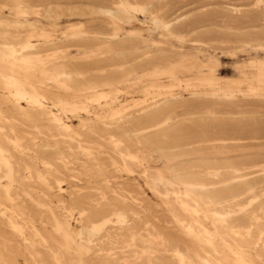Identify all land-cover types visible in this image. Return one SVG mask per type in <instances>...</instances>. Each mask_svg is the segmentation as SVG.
Segmentation results:
<instances>
[{
  "label": "rangeland",
  "instance_id": "1",
  "mask_svg": "<svg viewBox=\"0 0 264 264\" xmlns=\"http://www.w3.org/2000/svg\"><path fill=\"white\" fill-rule=\"evenodd\" d=\"M262 32L260 0H0V264H264Z\"/></svg>",
  "mask_w": 264,
  "mask_h": 264
},
{
  "label": "bare ground",
  "instance_id": "2",
  "mask_svg": "<svg viewBox=\"0 0 264 264\" xmlns=\"http://www.w3.org/2000/svg\"><path fill=\"white\" fill-rule=\"evenodd\" d=\"M261 2H263L264 0H260ZM16 2V1H15ZM14 2V3H15ZM19 2V1H18ZM20 3V2H19ZM18 3V4H19ZM259 6V5H258ZM263 6V5H262ZM151 10V9H150ZM230 10V9H229ZM233 10V9H232ZM235 11H236V9H235ZM203 12V11H202ZM237 12V11H236ZM112 15V14H111ZM172 23V22H171ZM166 27V26H165ZM167 27H169L168 25H167ZM169 29V28H168ZM168 31V30H167ZM264 32H262V34H263ZM262 34H260V35H258L257 34V36H261ZM253 35H256V34H253ZM252 36V35H251ZM250 36V37H251ZM253 39H254V37H253ZM258 40V39H257ZM253 43H255V42H253ZM257 46V45H256ZM172 54V53H171ZM264 65V64H263ZM257 66V65H256ZM103 72V71H102ZM260 72V71H259ZM4 79V78H3ZM10 79V78H9ZM15 79V78H14ZM18 81V80H17ZM16 81V82H17ZM116 81V80H115ZM11 85H13L12 83H11ZM10 85V86H11ZM15 85V84H14ZM260 85V84H259ZM264 85V84H263ZM18 87V86H17ZM11 88V87H10ZM263 88V87H262ZM19 89V88H18ZM24 90V89H23ZM192 91H194V90H192ZM205 91V90H204ZM211 91H213V90H211ZM214 92V91H213ZM19 93H21V92H19ZM18 93V94H19ZM211 93V92H210ZM116 94V93H115ZM16 96H17V93L15 94ZM22 95V94H21ZM19 96V95H18ZM26 96V95H25ZM33 96V95H32ZM98 96V95H97ZM173 96V95H172ZM207 96V95H206ZM250 96V95H249ZM171 97V96H170ZM213 97V96H212ZM98 98H101V97H98ZM102 98H104L103 96H102ZM166 98V97H165ZM212 99V98H211ZM101 100V99H100ZM168 100V99H167ZM170 100V99H169ZM199 100V99H198ZM219 100V99H218ZM152 101V100H151ZM156 101H158V100H156ZM200 101V100H199ZM208 101V100H207ZM220 101V100H219ZM97 102V101H96ZM99 102V101H98ZM202 102V101H201ZM205 102V101H204ZM209 102V101H208ZM222 102V101H221ZM33 103H34V101H33ZM177 103V102H176ZM211 103V102H210ZM34 104H36V103H34ZM168 104V106H170L169 105V103H167ZM167 104H165V105H167ZM173 104V103H172ZM178 104V103H177ZM205 104H206V102H205ZM204 104V105H205ZM209 104V103H208ZM223 104V103H222ZM39 105V104H38ZM148 105V104H147ZM176 105V104H175ZM175 105L173 106V110H175L174 109V107H175ZM213 105V104H212ZM42 106V105H41ZM45 106V105H44ZM164 106V105H163ZM83 107V106H82ZM145 107V106H144ZM168 108V107H167ZM171 108V107H170ZM169 108V109H170ZM206 108V107H205ZM208 108V107H207ZM214 108V107H213ZM161 109V108H160ZM163 109V108H162ZM42 110V109H41ZM46 110V109H45ZM45 110H43V111H45ZM136 110V109H135ZM155 110V109H154ZM202 110V109H201ZM48 111H49V109H48ZM121 111V110H120ZM163 111V110H162ZM164 111H166V109L164 110ZM155 112H157L156 110H155ZM201 112V111H200ZM153 113V112H152ZM191 113V112H190ZM228 113V112H227ZM50 114V113H49ZM119 114V113H118ZM147 114V113H146ZM154 114V113H153ZM48 115V114H47ZM117 115V114H116ZM115 115V116H116ZM150 115V114H149ZM165 115H167V114H165ZM172 115V114H171ZM152 116V115H151ZM202 116V115H201ZM205 116V115H204ZM206 116H208V115H206ZM211 116V115H210ZM96 117V116H95ZM147 117H149V116H147ZM53 118H55V117H53ZM110 119V118H109ZM103 120V119H102ZM104 121H106V120H104ZM134 121V120H133ZM212 121V120H211ZM240 121V120H239ZM55 122V121H54ZM102 122V121H101ZM237 122V121H236ZM52 123V122H51ZM56 123H58L57 121H56ZM96 123V122H95ZM133 123H135V122H133ZM196 123V122H195ZM206 123V122H205ZM208 123H210V122H208ZM217 123H219L218 121H217ZM242 123V122H241ZM60 124V123H59ZM127 124V123H126ZM125 124V125H126ZM168 124V119H166V118H163V117H161V118H157V119H153V120H149V121H146L145 123H143L142 125H143V130H142V132H152V131H157V130H160V129H162V128H164L166 125ZM180 124H182V123H180ZM199 124H201V123H199ZM198 124V125H199ZM240 124V123H239ZM104 125V124H103ZM129 125H131V124H129ZM184 125H185V123H184ZM184 125H181L182 127L184 126ZM196 125V124H195ZM213 125V124H212ZM216 124L214 123V126H215ZM221 125V124H220ZM224 125H226V124H224ZM229 125H231V123L229 124ZM241 125V124H240ZM244 125H246V124H244ZM99 126V125H98ZM107 126V125H106ZM112 126V125H111ZM122 126V125H121ZM133 126H137V125H133ZM197 126V125H196ZM196 126H194V124H193V127H196ZM209 126H211V125H209ZM222 126H223V124H222ZM232 126V125H231ZM235 126V128H236V126H238V125H234ZM84 127V126H83ZM89 127V126H88ZM113 127V126H112ZM119 127V126H118ZM117 127V128H118ZM124 127V126H123ZM186 127V126H185ZM192 127V126H191ZM200 127V126H199ZM208 127V126H207ZM242 128L244 127V126H241ZM253 127H255V126H253ZM67 128V127H66ZM69 128V127H68ZM85 128H86V126H85ZM109 128V127H108ZM120 128H122V127H120ZM171 128V127H170ZM179 128H180V126H179ZM190 127H188V129H189ZM197 128V127H196ZM217 128H219V126H217ZM217 128H215V129H217ZM223 128V127H222ZM239 128V127H238ZM238 128H236V129H238ZM245 128V127H244ZM257 128V127H256ZM63 129V128H62ZM65 129V128H64ZM71 129V128H70ZM73 129V128H72ZM89 129H90V127H89ZM110 129V128H109ZM119 129V128H118ZM172 129V128H171ZM182 129V128H181ZM187 129V128H186ZM208 129V128H207ZM230 129V128H229ZM228 129V130H229ZM241 129V128H240ZM246 129H247V126H246ZM263 129V128H262ZM66 130V129H65ZM69 130V129H68ZM68 130H66V131H68ZM86 129H84L83 131H85ZM93 130H95V129H93ZM112 130V129H111ZM114 130V129H113ZM166 130V129H165ZM165 130H164V133H165ZM174 130V129H173ZM177 130H179V129H177ZM199 130H200V128H199ZM231 130H232V128H231ZM250 130V129H249ZM88 131V130H87ZM170 131H172V130H170ZM191 131V130H190ZM240 131V130H239ZM253 131H255V129L253 130ZM257 131H258V129H257ZM62 132H63V130H62ZM65 132V131H64ZM69 132V131H68ZM100 132H102V131H100ZM160 132H163V131H160ZM173 132H175V131H173ZM181 132V131H180ZM221 132V131H220ZM225 132V131H224ZM233 132H235V131H233ZM260 132V131H259ZM81 133V132H80ZM84 133V132H83ZM82 133V134H83ZM103 133H104V131H103ZM166 133H168V132H166ZM177 133V132H176ZM175 133V134H176ZM196 133V132H195ZM229 133V132H228ZM239 133V132H238ZM237 133V134H238ZM246 133H250V132H248V131H246ZM256 132H254V134H255ZM261 133V132H260ZM260 133H257V134H260ZM263 133H264V131H263ZM78 134V133H77ZM85 134H86V132H85ZM85 134H83V135H85ZM89 134H90V132H89ZM135 134H137V133H135ZM161 134V133H160ZM171 134V133H170ZM175 134H172V135H175ZM191 134H193V133H191ZM237 134L235 135V136H237ZM243 134H244V132H243ZM251 134V133H250ZM252 134H253V132H252ZM93 135V134H92ZM132 135V134H131ZM152 135H155V133L154 134H152ZM159 135V133L157 134V136ZM162 135V134H161ZM165 135V134H164ZM210 135V134H209ZM212 135H214V134H212ZM211 135V136H212ZM229 135V134H228ZM232 135V134H231ZM77 136V135H76ZM80 136V135H79ZM88 136H91V134L90 135H88ZM95 136V135H94ZM151 136V135H150ZM163 136V135H162ZM198 136V135H197ZM200 136V135H199ZM203 136V135H202ZM219 136H221V133H220V135ZM240 136H242V135H240ZM239 136V137H240ZM248 136V135H247ZM246 136V137H247ZM109 137H112L113 138V136H109ZM124 137V136H123ZM155 137V136H154ZM158 137H160V136H158ZM194 137V136H193ZM233 137H234V134H233ZM251 137V136H250ZM259 137V136H258ZM69 138V137H68ZM78 138V137H77ZM156 138V137H155ZM154 138V139H155ZM179 138H181V137H179ZM217 138V137H216ZM218 138H220V137H218ZM222 138H225V136L224 137H222ZM228 138H231V137H228ZM227 138V139H228ZM237 138H238V136H237ZM245 138V137H244ZM243 138V139H244ZM254 138V137H253ZM256 138V137H255ZM7 139V138H6ZM73 139V138H72ZM75 139V138H74ZM80 139H82V137L80 138ZM89 139V138H88ZM111 139V138H110ZM114 139V138H113ZM121 139V138H120ZM141 139V138H140ZM148 139V138H147ZM152 139V138H151ZM169 139H171V138H169ZM203 139H205V138H203ZM211 139V138H210ZM241 139H242V137H241ZM249 139V138H248ZM78 140V139H77ZM85 140V139H84ZM139 140V139H138ZM145 140V139H144ZM144 140H142V141H144ZM150 140V139H149ZM85 141H87V140H85ZM128 141V140H127ZM147 141V140H146ZM172 140H170L169 142H171ZM186 141V140H185ZM196 141V140H195ZM13 142V141H12ZM78 142V141H77ZM109 142V141H108ZM134 142V141H133ZM137 142V141H136ZM141 142V141H140ZM193 142V141H192ZM191 142V143H192ZM240 142V141H239ZM242 142V141H241ZM120 143V142H119ZM126 143V142H125ZM124 143V144H125ZM129 143V142H128ZM173 143V142H172ZM190 143V142H189ZM215 143V142H214ZM221 143V142H220ZM247 143V142H246ZM252 143V142H251ZM16 144V143H15ZM13 145V146H16V145ZM121 144V143H120ZM186 144H188V143H186ZM237 144V143H236ZM239 144H241V143H238V146H239ZM114 145H115V143H114ZM135 145H136V143H135ZM138 145V144H137ZM175 145V144H174ZM205 145V144H204ZM213 145V144H212ZM218 145V144H217ZM225 145H227V144H225ZM119 146V145H118ZM164 146V145H163ZM170 147H171V145H169ZM198 146V145H197ZM209 146V145H208ZM224 146V145H223ZM222 146V147H223ZM229 146H230V144H229ZM253 146V145H252ZM18 147V146H17ZM122 147V146H121ZM138 147V146H137ZM141 147V146H140ZM167 147H168V145H167ZM196 147V146H195ZM228 147V146H227ZM226 147V148H227ZM117 148V147H116ZM131 148V147H130ZM16 149V148H15ZM119 149H120V147H119ZM219 149V148H218ZM7 150V149H6ZM118 150V149H117ZM176 150V149H175ZM115 151V150H114ZM119 151V150H118ZM120 151H122V150H120ZM172 151V150H171ZM174 151V150H173ZM128 152H129V150H128ZM136 152V151H135ZM141 152V151H140ZM147 153V152H146ZM90 155V154H89ZM121 155H123V154H121ZM133 156H134V154H133ZM148 156H149V154H148ZM5 157V156H4ZM10 157V156H9ZM121 157V156H120ZM124 157V156H123ZM126 157H129V156H127L126 155ZM140 157V156H139ZM143 157V156H142ZM261 157V156H260ZM125 158V157H124ZM137 158V157H136ZM257 158V157H256ZM128 159H132V158H128ZM146 160H147V158H145ZM145 159H144V161H145ZM262 159V158H261ZM133 160V159H132ZM134 160H135V158H134ZM141 160V159H140ZM152 160V159H151ZM241 160H243V159H241ZM241 160H239L240 162H241ZM248 160V159H247ZM256 160V159H255ZM56 161V160H55ZM123 161V160H122ZM137 161H138V159H137ZM136 161V162H137ZM246 161V160H245ZM253 161V160H252ZM124 162V161H123ZM135 162V161H134ZM149 162V161H148ZM147 162V163H148ZM206 162V161H205ZM223 162V161H222ZM154 163V162H153ZM187 163V162H186ZM231 163V162H230ZM257 163V162H256ZM116 164V163H115ZM156 164V163H155ZM241 164H243V163H241ZM240 164V165H241ZM8 165V164H7ZM126 165V164H125ZM224 165V164H223ZM236 165V164H235ZM262 165V164H261ZM45 166V165H44ZM47 166V165H46ZM181 166V165H180ZM212 167V166H211ZM142 168V167H141ZM229 168H231V167H229ZM234 168H238V167H234ZM123 169H125L124 167H123ZM146 169H147V167H146ZM256 169V168H255ZM228 170V169H227ZM256 170H259L258 168L256 169ZM3 171H5V170H3ZM128 171V170H127ZM148 171V170H147ZM198 171H200V170H198ZM224 171V170H223ZM253 171V170H252ZM145 172H146V170H145ZM152 172V171H151ZM158 172H159V170H158ZM209 172V171H208ZM251 172V171H250ZM204 173V172H203ZM144 174V173H143ZM147 174V173H146ZM145 174V175H146ZM152 174V173H151ZM156 174H157V172H156ZM190 174V173H189ZM215 174V173H214ZM216 174L218 175V172H216ZM236 174H238V173H236ZM240 174H242V173H240ZM261 174H263V173H261ZM2 175H4V174H2ZM153 175V174H152ZM209 175V174H208ZM208 175H206V176H208ZM242 175H244V174H242ZM257 175H259V174H257ZM148 176H149V174H148ZM159 176V175H158ZM161 176V175H160ZM165 176V175H164ZM253 176V175H252ZM142 177V176H141ZM152 177V176H151ZM157 177V176H156ZM156 177H154V178H156ZM176 177V176H175ZM210 176H208V178H209ZM218 177V176H217ZM249 177V176H248ZM254 177V176H253ZM7 178V177H6ZM43 178H45L44 176H43ZM144 178V177H143ZM180 178H182V177H180ZM22 179V178H21ZM150 179V178H149ZM192 179H194V178H192ZM235 179H237V177H233L232 178V180H235ZM247 179V178H246ZM264 179V178H263ZM164 180V179H163ZM216 180V179H215ZM226 180H227V178H226ZM262 180V179H261ZM153 181V180H152ZM180 181V180H179ZM207 181V180H206ZM209 181V180H208ZM21 182V181H20ZM186 182V181H185ZM190 182V181H189ZM197 182V181H196ZM204 182V181H203ZM203 182H201V183H203ZM220 182V181H219ZM199 183V182H198ZM206 183H209V182H206ZM205 183V184H206ZM211 183V182H210ZM212 183H214L213 181H212ZM217 183V182H216ZM260 183H262V182H260ZM161 185H163V186H167V187H173V183L171 182V181H169V180H164V181H162L161 182ZM248 185V184H247ZM122 186V185H121ZM147 186V185H146ZM149 186H151V185H149ZM154 186V185H153ZM258 186V185H257ZM115 187V186H114ZM148 187V186H147ZM154 187H156V186H154ZM160 187V186H159ZM177 187V186H176ZM218 187V186H217ZM252 187H254V186H252ZM256 187V186H255ZM149 188V187H148ZM151 188V187H150ZM190 188H191V186H190ZM189 188V189H190ZM199 188V187H198ZM205 188H208V187H204V188H202L203 190L205 189ZM264 188V187H263ZM262 188V189H263ZM2 189V188H1ZM159 189V188H158ZM162 189H164V188H161V190ZM172 189V188H171ZM177 189H179V188H177ZM185 189V188H184ZM194 189V188H193ZM195 189H197V188H195ZM211 189V188H210ZM214 189H215V187H214ZM250 189V188H249ZM152 190V189H151ZM199 190H201L200 188H199ZM4 191V190H3ZM153 191V190H152ZM173 191V190H172ZM259 191V190H258ZM261 191V190H260ZM249 192V191H248ZM5 193V192H4ZM8 193V192H7ZM153 193H154V191H153ZM156 193V192H155ZM154 193V194H155ZM188 193V192H187ZM226 193V192H225ZM171 194V193H170ZM190 194V193H189ZM244 194V193H243ZM120 195H122V194H120ZM127 195V194H126ZM173 195V194H172ZM191 195H193V194H191ZM241 195V194H240ZM247 195V194H246ZM254 195V194H253ZM156 196V195H155ZM166 196V195H165ZM182 196H184V194L182 195ZM196 196V195H195ZM245 196V195H244ZM10 197V196H9ZM123 197H125L124 195H123ZM133 197V196H132ZM173 197V196H172ZM179 197V196H178ZM198 197V196H197ZM234 197H235V195H234ZM103 198V197H102ZM128 198V197H127ZM231 198V197H230ZM264 198V197H263ZM262 198V199H263ZM9 199V198H8ZM7 199V200H8ZM128 199H130V198H128ZM182 199H184V198H181V200ZM186 199V198H185ZM184 199V200H185ZM226 199V198H225ZM123 200V199H122ZM166 200V199H165ZM168 200V199H167ZM166 200V201H167ZM188 200H190V199H188ZM239 200V199H238ZM237 200V201H238ZM260 200V199H259ZM126 201V200H125ZM131 201V200H130ZM136 201V200H135ZM179 201H180V199H179ZM191 202L193 201L194 202V200H190ZM209 201V200H208ZM132 202V201H131ZM130 202V203H131ZM196 202V201H195ZM201 202V201H200ZM210 202H215V201H210ZM251 202V201H250ZM126 203H127V201H126ZM171 203H172V200H171ZM174 203V202H173ZM203 203V202H202ZM202 203H200V204H202ZM207 203V202H206ZM226 203V202H225ZM224 203V204H225ZM230 203V202H229ZM93 204V203H92ZM168 204V203H167ZM175 204V203H174ZM184 204V203H183ZM198 204H199V202H198ZM203 204H205V203H203ZM202 204V205H203ZM249 205H251V203H248ZM177 205V204H176ZM191 205V204H190ZM190 205L188 204V205H184V208H185V206H187V207H190ZM226 205V204H225ZM230 205V204H229ZM248 205V206H249ZM179 206V205H178ZM182 206V205H181ZM211 206V205H210ZM223 206V205H222ZM221 206V207H222ZM232 206V205H231ZM247 206V207H248ZM176 207V206H175ZM174 207V208H175ZM198 207V206H197ZM202 207V206H201ZM207 207H209V206H207ZM213 207H215V205L213 206ZM213 207H211V208H213ZM226 207H228V206H226ZM114 208V207H113ZM177 208V207H176ZM181 208V209H180ZM179 209L180 210H182L183 208L182 207H180ZM198 208H200V207H198ZM217 208H219V207H217ZM236 208H238V207H236ZM244 208H246V207H244ZM243 208V209H244ZM251 208V207H250ZM116 209V208H115ZM186 209H188V208H186ZM191 209V208H190ZM200 210V209H199ZM227 210V209H226ZM231 210V209H230ZM127 211V210H126ZM191 211V210H190ZM216 211V210H215ZM233 211V210H232ZM242 211V210H241ZM259 211V210H258ZM174 212H176V211H174ZM181 212V211H180ZM187 212V211H186ZM186 212H183V213H186ZM193 212V211H192ZM201 212V211H200ZM223 212V211H222ZM89 213V212H88ZM108 213V212H107ZM112 213V212H111ZM127 213H129V212H127ZM195 213V212H194ZM197 214H198V212H196ZM237 213V212H236ZM249 213V212H248ZM113 214V213H112ZM121 214V213H120ZM182 214V213H181ZM205 214V213H204ZM246 214V213H245ZM105 215V214H104ZM184 215V214H183ZM192 215H193V213H192ZM214 215H216V214H214ZM231 215V214H230ZM239 215H240V213H239ZM264 215V214H263ZM83 216V215H82ZM98 216V215H97ZM103 216V215H102ZM106 216V215H105ZM117 216H119L118 214H117ZM116 216V213H115V217H117ZM187 216H189V215H187ZM217 216H219V215H217ZM225 216H227V215H225ZM225 216H223V217H225ZM232 216V215H231ZM235 216V215H234ZM233 216V217H234ZM5 217V216H4ZM3 217V218H4ZM81 217V216H80ZM85 217V216H84ZM83 217V218H84ZM120 217V216H119ZM134 217H136V216H134ZM204 217V216H203ZM229 217V216H228ZM255 217H256V215H255ZM263 217V216H262ZM109 218H111V217H109ZM108 218V219H109ZM114 218V217H113ZM118 218V217H117ZM138 218V217H137ZM221 218H222V216H221ZM230 218V217H229ZM228 218V219H229ZM248 218V217H247ZM82 219V218H81ZM93 219V218H92ZM223 219V218H222ZM256 219V218H255ZM116 220H119V219H116ZM132 220V219H131ZM136 220V219H135ZM140 219L138 218V221H139ZM180 220H181V218H180ZM84 221V220H83ZM98 221V220H97ZM106 221H108V220H106ZM196 221V220H195ZM250 221V220H249ZM254 221V220H253ZM262 221V220H261ZM92 222V221H91ZM116 222V221H115ZM121 222H123L124 223V221H122L121 220ZM218 222V221H217ZM257 222V221H256ZM89 223V222H88ZM95 223H96V221H95ZM183 223V222H182ZM194 223H196V222H194ZM234 223H236V222H234ZM242 223V222H241ZM240 223V224H241ZM248 223V222H247ZM252 223V222H251ZM120 224V223H119ZM222 224V223H221ZM243 224H245V223H242V225ZM253 224V223H252ZM256 224V223H255ZM103 225V224H102ZM105 225V224H104ZM103 225V226H104ZM183 225V224H182ZM226 225V224H225ZM246 225V224H245ZM244 225V226H245ZM249 225V224H248ZM262 225V224H261ZM95 226V225H94ZM129 226V225H128ZM247 226V225H246ZM255 226V225H254ZM179 227V226H178ZM182 227V226H181ZM180 227V228H181ZM188 227V226H187ZM197 227H199V226H197ZM221 227V226H220ZM249 227V226H248ZM252 227V226H251ZM95 228V227H94ZM106 228V227H105ZM183 228V227H182ZM242 228V227H241ZM188 229V228H187ZM202 229H204V227L202 228ZM226 229V228H225ZM238 229V228H237ZM263 229V228H262ZM218 230V229H217ZM216 230V231H217ZM235 230V229H234ZM198 231V230H197ZM215 231V230H214ZM215 231V232H216ZM231 231V230H230ZM236 231V230H235ZM205 232V231H204ZM203 232V233H204ZM112 233V232H111ZM211 233V232H210ZM253 233H255V231H253ZM186 234H188L187 232H186ZM185 234V235H186ZM196 234V233H195ZM201 234V233H200ZM212 234V233H211ZM230 234V233H229ZM234 234V233H233ZM185 235H184V237H185ZM218 235V234H217ZM231 235V234H230ZM235 236V235H234ZM247 236H248V234H247ZM250 236V235H249ZM252 236H253V234H252ZM261 236V235H260ZM40 237V236H39ZM81 237V236H80ZM157 237V236H156ZM161 237V236H160ZM212 237H215V236H212ZM223 237V236H222ZM227 237V236H226ZM232 237H233V235H232ZM154 238V237H153ZM159 238V237H158ZM187 238V237H186ZM236 238V237H235ZM238 238H239V236H238ZM257 238H259V237H257ZM261 238V237H260ZM221 239V238H220ZM262 239V238H261ZM260 239V240H261ZM215 240V239H214ZM259 240V241H260ZM4 241V240H3ZM82 241V240H81ZM146 241V240H145ZM105 242V241H104ZM161 242V241H160ZM205 242H207V240L205 241ZM261 242H263L262 240H261ZM4 243V242H3ZM201 243V242H200ZM143 244V243H142ZM157 244V243H156ZM167 244V243H166ZM165 244V245H166ZM178 244V243H177ZM176 244V245H177ZM195 244V243H194ZM206 244H208V243H206ZM253 244H254V242H253ZM128 245V244H127ZM162 245V244H161ZM198 245V244H197ZM209 245H210V243H209ZM4 246V245H3ZM153 246V245H152ZM157 246V245H156ZM155 246V247H156ZM258 246V245H257ZM261 246H262V244H261ZM2 247V246H1ZM148 247V246H147ZM166 247H169L168 246V244H167V246ZM5 248V247H4ZM171 248V247H170ZM185 248V247H184ZM254 248V247H253ZM146 249V248H145ZM144 249V250H145ZM167 249V248H166ZM79 250V249H78ZM141 250V249H140ZM170 250V249H169ZM173 250V249H172ZM186 250V249H185ZM259 250H260V248H259ZM171 251V250H170ZM174 251V250H173ZM175 251H177V250H175ZM189 251H190V249H189ZM231 251V250H230ZM261 251V250H260ZM16 252V251H15ZM188 252V251H187ZM192 252V251H191ZM141 253V252H140ZM232 253H234V252H232ZM146 254V253H145ZM148 254V253H147ZM181 254V253H180ZM190 254V253H189ZM235 254V253H234ZM142 255V254H141ZM258 255V254H257ZM263 255H264V253H263ZM139 256V255H138ZM146 256V255H145ZM159 256V255H158ZM196 256V255H195ZM6 257V256H5ZM135 257H136V255H135ZM171 257V256H170ZM235 257V256H234ZM264 257V256H263ZM160 258V257H159ZM173 258V257H172ZM188 258L191 260V258L188 256ZM241 258V257H240ZM147 259V258H146ZM145 259V260H146ZM157 259V258H156ZM155 259V260H156ZM173 259H175V258H173ZM138 260V259H137ZM149 260V259H148ZM154 260V261H155ZM171 260V259H170ZM181 260V259H180ZM185 260V259H184ZM242 260V259H241ZM3 261V260H2ZM178 261V260H177ZM186 261V260H185ZM240 261V260H239ZM8 262V261H7ZM121 262V261H120ZM136 262V261H135ZM153 262V261H152ZM182 262H183V260H182ZM187 262V261H186ZM192 262V261H191ZM2 263V262H1ZM9 263V262H8ZM151 263V262H150ZM4 264V263H3ZM126 264V263H125ZM148 264V263H147ZM155 264V263H154Z\"/></svg>",
  "mask_w": 264,
  "mask_h": 264
}]
</instances>
